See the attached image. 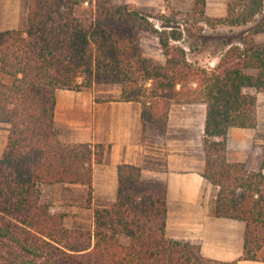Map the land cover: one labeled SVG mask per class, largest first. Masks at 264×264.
<instances>
[{
	"label": "trees",
	"instance_id": "1",
	"mask_svg": "<svg viewBox=\"0 0 264 264\" xmlns=\"http://www.w3.org/2000/svg\"><path fill=\"white\" fill-rule=\"evenodd\" d=\"M25 24L0 31V264H210L196 242L165 234L166 187L141 180V168L117 166L116 198L93 202V165L103 144L62 143L53 124L56 91L122 85L116 100L141 105L142 130L162 132L173 104H205L202 176L218 188L214 217L245 223L239 259L264 262V152L257 170L226 160L229 127L257 125L264 92V0H228L211 17L206 0H191L187 19L209 27L247 25L212 68L188 61L173 43L181 32L158 29L149 15L114 0H28ZM168 1V0H166ZM168 20L167 22H169ZM158 40L163 63L147 60L141 39ZM86 187L89 229L67 227L64 214L41 199L42 185ZM236 264V261L233 262Z\"/></svg>",
	"mask_w": 264,
	"mask_h": 264
},
{
	"label": "crops",
	"instance_id": "2",
	"mask_svg": "<svg viewBox=\"0 0 264 264\" xmlns=\"http://www.w3.org/2000/svg\"><path fill=\"white\" fill-rule=\"evenodd\" d=\"M28 4V0H0V31L22 28ZM0 80L8 83L11 78L0 71ZM121 90L117 84H94L89 90L56 91L53 124L59 140L105 146L103 161L93 165V202L115 200L119 164L139 166L143 182L166 187L167 237L196 242L201 254L214 263L264 264L239 259L244 245L243 221L211 213L218 188L202 176L205 104H173L162 132L151 124L142 130L140 103L116 100ZM256 110L254 128L231 126L226 136V160L245 163L249 170H257L262 162L264 92L257 93ZM6 142L7 131L0 128V157ZM41 190L51 205L81 203L83 210L74 216L72 226L79 227L80 218L86 215L92 224L91 209L85 208L86 187L55 183L42 185Z\"/></svg>",
	"mask_w": 264,
	"mask_h": 264
},
{
	"label": "rangeland",
	"instance_id": "3",
	"mask_svg": "<svg viewBox=\"0 0 264 264\" xmlns=\"http://www.w3.org/2000/svg\"><path fill=\"white\" fill-rule=\"evenodd\" d=\"M118 4H127L133 9L141 11L149 15V19L154 23L158 29L175 28L181 32V38L177 41H172L184 48L189 62L205 67H214L222 54L231 45H242L245 34L254 28L262 19L263 16H258L256 20L247 25H239L234 27L217 26L215 28L209 27L206 24L197 23L191 19H187L185 11L189 6L191 0H114ZM228 0H207L205 11L211 17L223 16L226 12V4ZM170 20L169 22H167ZM256 41H263L264 34H257ZM141 49L143 56L152 62L163 63L164 56L160 49L158 40L149 35L141 39ZM117 84V83H108ZM121 86V84H117ZM121 94V93H120ZM262 157L264 152V140L261 144ZM262 163V162H261ZM245 164V163H244ZM246 165V164H245ZM247 167V166H246ZM248 169V168H247ZM42 189V187H41ZM41 199L45 203L51 202ZM81 203H75L73 206L67 205H51V209L56 212L64 214V223L67 227H76L89 229L92 224L89 223V217L81 219L80 226H72L74 216L78 217L82 209ZM85 208L86 205H85ZM86 213V212H84ZM87 214V213H86ZM222 264V263H210ZM224 264V263H223Z\"/></svg>",
	"mask_w": 264,
	"mask_h": 264
}]
</instances>
